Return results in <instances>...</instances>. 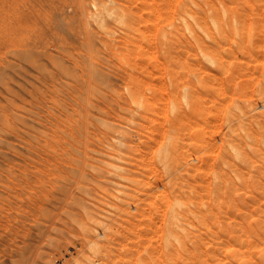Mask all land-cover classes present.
I'll use <instances>...</instances> for the list:
<instances>
[{
    "label": "rangeland",
    "instance_id": "1",
    "mask_svg": "<svg viewBox=\"0 0 264 264\" xmlns=\"http://www.w3.org/2000/svg\"><path fill=\"white\" fill-rule=\"evenodd\" d=\"M263 73L264 0H0V264H264Z\"/></svg>",
    "mask_w": 264,
    "mask_h": 264
},
{
    "label": "bare ground",
    "instance_id": "2",
    "mask_svg": "<svg viewBox=\"0 0 264 264\" xmlns=\"http://www.w3.org/2000/svg\"><path fill=\"white\" fill-rule=\"evenodd\" d=\"M113 1H115V0H113ZM81 3H82V2H81ZM101 3H102V2H101ZM109 3H111V2H109ZM118 4H119V3H118ZM78 5H80V4H78ZM80 7H81V6H80ZM80 7H78V8H80ZM124 7H125V6H124ZM84 9H85V7H84ZM104 10H105V9H104ZM108 10H110V12L112 11L110 8H108L107 11H108ZM124 10H126V9H124ZM135 10H137V9H135ZM98 11H100V10H97V12H95V13L98 14ZM105 11H106V10H105ZM107 11H106V12H107ZM115 11H116V10H115ZM137 11H138V10H137ZM101 12H102V10H101ZM112 12H114V11H112ZM112 12H111V13H112ZM132 12H133V10H132ZM141 12H142V11H141ZM83 13H84V11L82 12V14H83ZM102 13H103V12H102ZM107 13H108V12H107ZM126 13H127L128 15H130V17H132V15H131L132 13L130 14V12H129V11L127 12V10L124 11V12L122 13V15H124V14H126ZM97 14H96V15H97ZM113 14H114V13H113ZM116 14H117V12H116ZM120 14H121V13H120ZM122 15H121V16H122ZM134 15H136V14H134ZM112 16H113V15H112ZM80 17H81V16H80ZM115 17H116V16H115ZM128 17H129V16H128ZM133 18H135V17H133ZM147 18H148V17H147ZM134 20H135V19H134ZM102 21H104V20H102ZM126 21H128V20H126ZM136 21H138V20H135V22L133 21L134 24L131 23V25L133 24V25H132L133 28L136 27ZM86 22H87V21H86ZM105 22H106V21H104V23H105ZM130 22H132V21H130ZM104 23H103V25H104ZM126 23H127V22H126ZM128 23H129V21H128ZM128 23H127V24H128ZM101 24H102V22H101ZM129 25H130V23H129ZM129 25H128V26H129ZM128 26H127V29L129 28ZM130 27H131V26H130ZM131 29H132V27H131ZM134 29H135V28H134ZM125 30H126V29H125ZM127 31H128V30H127ZM110 32H111V31H110ZM130 33H131V32H130ZM127 35H129V34H127ZM118 36H119V35H118ZM164 36H165V35H164ZM128 37H129V36H128ZM125 38H126V37H125ZM136 42H137V41H136ZM156 43H157V42H156ZM142 45H143V44H142ZM151 48H152V47H151ZM23 52H24V51H23ZM23 52H22V53H23ZM28 52H29V51H28ZM30 52H31V51H30ZM22 53H21V54H22ZM21 54H20V55H21ZM23 55H28V54L23 53ZM23 55H22V57H23ZM24 57H25V56H24ZM143 63H144V62H143ZM92 66H93V65H92ZM263 74H264V73H263ZM260 75H261V74H260ZM261 76H262V75H261ZM230 77H231V75H230ZM183 114H184V113H183ZM181 115H182V114H181ZM181 115H180V116H181ZM192 115H193V114H192ZM178 116H179V115H178ZM178 118H180V117H178ZM181 119H182V117H181ZM170 120H171V123H170V124H172V125L175 124V122H174L175 120L172 121V120H173L172 118L169 119V121H170ZM178 120H179V119H178ZM167 121H168V120H167ZM169 121H168V122H169ZM173 122H174V123H173ZM161 124H163V123H161ZM157 127H158V126H157ZM165 128H167V127H165ZM165 128L163 127V129H165ZM159 129H161V128H159ZM159 129H158V130H159ZM167 129H168V128H167ZM170 129H171V128H170ZM161 130H162V129H161ZM166 132H167V131H165V133H166ZM159 133H163V132H160V130H159ZM159 133H158V134H159ZM168 133H169V132H168ZM156 135H157V134H156ZM165 135H166V134H165ZM167 135H168V134H167ZM162 136H163V135H162ZM162 136H161V137H162ZM159 137H160V136H159ZM163 137H164V136H163ZM156 138H157V137H156ZM206 138H207V137H206ZM166 139H167V138H166ZM159 140H160V139H158V141H159ZM162 141H163V139H162ZM162 141H161V142H162ZM159 142H160V141H159ZM151 143H152V142H151ZM181 143H182V142H181ZM148 145H149V144H148ZM150 146H151V145H149V147H150ZM170 146H171V147H170ZM152 147H153V146H152ZM160 148H163V149H165L167 152H168V151L170 152L172 149H173V150H174V149H178L179 146H178V144L176 143V141L174 142V140H173V141H168V139H167V140L164 139V141H163L162 145L160 146ZM168 148H169V149H168ZM171 148H172V149H171ZM178 150H179V149H178ZM176 151H177V150H176ZM176 151H175V152H176ZM180 151H181V150H180ZM175 152H174V154H175ZM170 153L173 154V151H171ZM179 153H180V152H179ZM176 154L178 155V151L176 152ZM176 154H175V155H176ZM175 155H174V156H175ZM231 187H232V185L229 186V188H231ZM217 188H218V187H217ZM232 192H233V191H232ZM174 215H175V214H174ZM179 221H180V220H179ZM232 233H233V232H232Z\"/></svg>",
    "mask_w": 264,
    "mask_h": 264
}]
</instances>
